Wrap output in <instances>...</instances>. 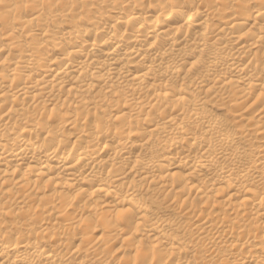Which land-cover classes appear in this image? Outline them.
Listing matches in <instances>:
<instances>
[{
    "label": "bare ground",
    "instance_id": "bare-ground-1",
    "mask_svg": "<svg viewBox=\"0 0 264 264\" xmlns=\"http://www.w3.org/2000/svg\"><path fill=\"white\" fill-rule=\"evenodd\" d=\"M0 217V264H264V0H0Z\"/></svg>",
    "mask_w": 264,
    "mask_h": 264
},
{
    "label": "rangeland",
    "instance_id": "rangeland-1",
    "mask_svg": "<svg viewBox=\"0 0 264 264\" xmlns=\"http://www.w3.org/2000/svg\"><path fill=\"white\" fill-rule=\"evenodd\" d=\"M2 221V222H1ZM0 224H2V225H6L7 224V226L9 225V229L12 231V232H16V231H18V226H15V225H10V223H9V220L7 219V218H5V217H2V219H1V217H0ZM7 222V223H6ZM9 223V224H8ZM12 226V227H11Z\"/></svg>",
    "mask_w": 264,
    "mask_h": 264
}]
</instances>
